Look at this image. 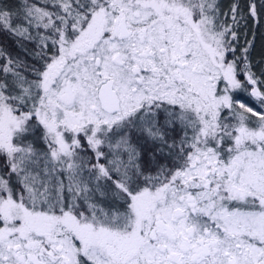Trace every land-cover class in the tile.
I'll return each instance as SVG.
<instances>
[{
    "label": "snow or ice",
    "instance_id": "snow-or-ice-1",
    "mask_svg": "<svg viewBox=\"0 0 264 264\" xmlns=\"http://www.w3.org/2000/svg\"><path fill=\"white\" fill-rule=\"evenodd\" d=\"M0 264H264V0H0Z\"/></svg>",
    "mask_w": 264,
    "mask_h": 264
}]
</instances>
